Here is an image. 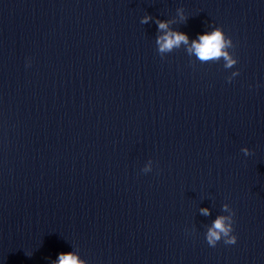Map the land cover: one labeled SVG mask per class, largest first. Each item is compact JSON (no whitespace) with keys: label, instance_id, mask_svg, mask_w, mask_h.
<instances>
[{"label":"clouds","instance_id":"1","mask_svg":"<svg viewBox=\"0 0 264 264\" xmlns=\"http://www.w3.org/2000/svg\"><path fill=\"white\" fill-rule=\"evenodd\" d=\"M181 20L186 19L183 16L182 10L177 9ZM152 17L145 15L141 20V24H147ZM155 23L158 26V31L162 34L156 39L158 45V54L163 58V54L171 52L174 48L180 47L181 44L188 45L189 38L183 32L173 31L169 28L168 21H161L157 19ZM233 46L232 39L224 32L222 27H214L212 31L205 32L198 35L197 39L191 42L187 48L188 53L195 54L201 62L219 61L221 58L225 61L224 67L231 68L237 63L236 59L230 55L228 49ZM233 75H236L235 73ZM231 82V80H229ZM245 156L250 155V150L247 147L241 149ZM152 171L150 167L144 169V173ZM222 211L229 213L228 215H220L215 221L207 228L205 233L206 242L209 246L215 247L218 242L223 240L226 245H234L237 242V236L234 232V216L235 211L230 208L228 203L223 204ZM202 215H209L210 211L207 208L200 209ZM52 264H84V261L79 260L78 256L74 253H60L58 259L53 261Z\"/></svg>","mask_w":264,"mask_h":264}]
</instances>
